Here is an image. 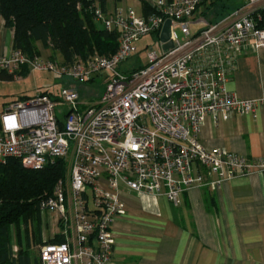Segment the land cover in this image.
<instances>
[{
  "label": "built area",
  "instance_id": "obj_1",
  "mask_svg": "<svg viewBox=\"0 0 264 264\" xmlns=\"http://www.w3.org/2000/svg\"><path fill=\"white\" fill-rule=\"evenodd\" d=\"M205 1L157 0L148 14L91 5L95 23L118 32V48L110 54L96 51L72 63L32 58L20 49L0 55V73L27 66L86 83L107 72L105 90L95 102L83 103L79 90L68 85L55 97L40 91L13 100L0 114V163L18 158L28 168L42 169L60 158L67 161L66 176L40 203L42 213H50L53 236L65 240L45 237L41 264H111L112 225L124 213L122 186L176 203L193 187L216 189L264 168V159L250 163L200 140L208 116L228 120L259 106L238 98L227 83L243 52L264 47V0H246L192 32L193 16ZM167 19L173 47L164 50L160 34ZM147 36L160 41L162 52L146 45V61L122 71Z\"/></svg>",
  "mask_w": 264,
  "mask_h": 264
},
{
  "label": "crops",
  "instance_id": "obj_2",
  "mask_svg": "<svg viewBox=\"0 0 264 264\" xmlns=\"http://www.w3.org/2000/svg\"><path fill=\"white\" fill-rule=\"evenodd\" d=\"M156 1L107 0L104 9L113 12L131 7L146 14L145 4L152 7ZM244 3L246 0H206L192 25L219 20ZM216 5L222 8L213 11ZM228 7L231 9L221 15ZM36 44L40 56L63 62L60 53L40 41ZM14 49V31L0 19V55H9ZM227 87L238 98L254 99L259 106L249 114L234 113L228 120L208 116L200 140L256 163L264 159V47L239 56ZM120 197L124 213L112 225L111 264H264V168L227 180L216 189L193 187L176 203L125 186ZM48 229L50 239L54 234L51 223L43 220L44 238Z\"/></svg>",
  "mask_w": 264,
  "mask_h": 264
},
{
  "label": "trees",
  "instance_id": "obj_3",
  "mask_svg": "<svg viewBox=\"0 0 264 264\" xmlns=\"http://www.w3.org/2000/svg\"><path fill=\"white\" fill-rule=\"evenodd\" d=\"M95 2L104 9L107 0H0V19L14 31L15 49L33 58L40 55L36 44L40 41L54 53H60L63 63H72L77 57L87 58L96 51L110 54L118 48V32L100 28L88 10ZM152 11L145 4V13ZM262 15L264 25V10ZM29 71L24 66L16 73L1 72L0 79L10 80ZM42 91L55 97L54 92ZM66 172L64 158L42 169L28 168L18 158L0 163V264H41L40 255L34 259L31 254L33 245L44 241L40 203L53 193ZM22 225L27 230L25 246L21 240ZM13 226L19 245L17 252L12 240ZM64 240L63 235L56 234L49 242Z\"/></svg>",
  "mask_w": 264,
  "mask_h": 264
},
{
  "label": "rangeland",
  "instance_id": "obj_4",
  "mask_svg": "<svg viewBox=\"0 0 264 264\" xmlns=\"http://www.w3.org/2000/svg\"><path fill=\"white\" fill-rule=\"evenodd\" d=\"M217 9H221L222 7H219L216 5V7L213 8V11H216ZM231 9V7H228V9H223L222 12H227ZM227 10V11H226ZM204 27V24H195L191 26L192 32L198 31L201 28ZM175 30L179 33L180 37L182 39H185V36L181 33L180 27H175ZM146 45L154 47L159 53L162 52V45L160 41L153 38L152 36H147L141 39V41L138 42V46L140 49V52H138L134 57H132L130 60L126 61L121 65L122 71H128L132 69L134 66H137L139 62H145L147 51L150 48H145ZM140 60V61H139ZM107 72L103 71L101 72L94 81L90 82H79L76 80H73L70 77L64 76V75H58L55 74L52 71H44V70H35L30 69V71L23 75H17L15 78L10 80L0 79V113L3 112L4 108L6 107V103H10L13 100H16L21 97L25 96H34L38 94L42 90H49L51 92L58 93L60 92L61 88L64 86H74L77 88L80 92L81 99L83 103L89 104L92 102L97 101L101 95L103 94L106 83ZM71 82V83H70ZM70 83V84H69ZM6 104V105H5ZM61 110H64L63 107L60 108ZM90 197L92 199V194L90 193ZM92 205V203H91ZM42 216L45 217V222L47 223L50 218V213L43 212ZM48 217V218H47ZM49 223V222H48ZM21 240L25 246V237L27 235V230L24 225H22L21 228ZM12 233H13V244H14V251L17 252L19 249L18 240L16 238V227H12ZM48 233V234H47ZM45 234V237L50 236V233L52 234L51 230L48 229V232ZM44 243V241L36 242L32 249L31 254L33 255V258L35 259L36 256L39 254L40 246Z\"/></svg>",
  "mask_w": 264,
  "mask_h": 264
},
{
  "label": "water",
  "instance_id": "obj_5",
  "mask_svg": "<svg viewBox=\"0 0 264 264\" xmlns=\"http://www.w3.org/2000/svg\"><path fill=\"white\" fill-rule=\"evenodd\" d=\"M171 35V20L167 19L162 28L160 39L162 42H165L163 45L164 50H168L173 47V42L170 40Z\"/></svg>",
  "mask_w": 264,
  "mask_h": 264
}]
</instances>
